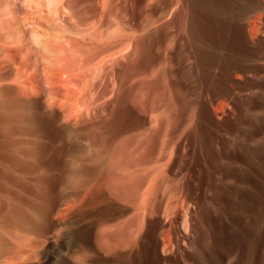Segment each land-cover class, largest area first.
Masks as SVG:
<instances>
[{"label": "bare ground", "instance_id": "1", "mask_svg": "<svg viewBox=\"0 0 264 264\" xmlns=\"http://www.w3.org/2000/svg\"><path fill=\"white\" fill-rule=\"evenodd\" d=\"M12 1L8 3L11 4L12 2L14 4V0ZM33 1L34 0H32V2ZM37 1L38 0L34 2L37 4ZM59 1L62 2L61 0ZM86 1L87 3L90 2L89 0ZM86 1H80V6H87L82 4V2L86 3ZM92 1L94 2V0ZM177 1L176 3L181 2V0ZM96 2H94L93 5ZM98 2L100 3V0ZM105 2L103 1L101 4ZM35 3L33 4L35 5ZM45 3L47 2L45 1ZM76 3L77 2H75V4ZM92 3L90 2V4ZM10 4L9 6L7 5V7H9L8 9L13 5L10 6ZM30 5L32 6V4H28V7L31 8ZM76 6L78 7L79 4L77 3ZM16 8L14 9L17 10ZM89 8L90 6L87 12ZM123 8L120 7V10ZM180 8H182V6ZM12 9L9 11L11 16L15 13V10ZM35 9L37 10V8ZM35 9L34 11H36ZM95 9L97 10V8ZM127 9H125V11ZM39 10L40 9L36 11V15L39 14ZM96 10L95 12L98 13L99 10ZM31 11L34 13L33 10ZM43 11L44 10H42V13L44 14ZM56 11L54 10L55 14ZM82 11L83 10L80 9L79 12L77 11L79 15L77 16L75 14L77 16L76 18L80 19L79 16H82L80 12ZM17 12H19V10ZM20 12L19 14H21ZM23 12H25V10ZM48 12L49 11H47V13ZM87 12L85 13L84 10L86 15L82 12L83 16H86V18L89 13ZM95 12L93 13L95 14ZM101 12H99V14ZM30 13L31 12H26V17H28L26 18V22L31 28L32 34L35 36L38 35L36 38L37 41L34 40L37 42H35V44L38 45L35 46L33 43L35 47L29 44L32 39L30 42L28 41L33 36L30 37L25 34L30 37H28V40L26 37L22 40L21 38L16 40V37L12 39L14 38V34L10 32L12 24L9 23L10 21L3 24L2 22L4 19L0 20V24L4 25L0 26L3 27L2 29H5L0 32V52L3 50L4 52L8 51V53L14 51L15 55V51H18L23 61L19 69L16 70L18 72H16L14 76L9 73L6 74L0 69V264L13 263L12 254L16 251H25L24 247L26 246H23L22 242V244H20L16 239L19 237V228L28 227L37 234H44L52 225L57 226V223L59 225H66L67 227L74 228L80 220L89 219L92 215L91 213H95V217L98 219L95 222L90 221L91 223L87 221L89 223L82 230L84 234L86 233V237L88 238V240H86V245L80 248L78 245L68 244L67 251H65V258L61 257L62 261L60 264H142L146 252L147 233L145 231V226L147 221L146 217L148 215H146L148 201L151 200L154 203L153 206L156 207L159 203L164 205L166 208H164V213L166 210L169 212L168 209L174 208L173 205L177 207L175 202L177 204H179L178 202L185 203L187 201L185 199L187 196L186 194L192 189L190 181L188 182L187 178L190 171L188 167V173H185L186 175H182L181 177H173L170 173L167 174L169 172L167 167L169 165L168 163H172V161L169 162V160H171L169 159L170 157L165 158V153L167 154V152L164 153L163 151L168 143L171 144L170 142L173 140L170 138H173V135L169 136L167 134L174 133V131L172 132L173 129L175 131L176 129H182V131L189 129L192 124L194 125L192 122H194L193 117H195L193 115L192 117L191 115L187 117L188 109L193 103L190 102L191 100L189 101V99L183 97L185 92L182 86L183 83L181 84L179 79V72H177V69L172 68L177 57L175 53L169 51L174 48L176 37L175 35L169 36L166 34V31H163V27H158L156 30L146 33V30L149 29H146V26H144L143 28L136 29L132 33V36H135L133 39L132 37L130 38L133 30L130 29V33L128 31L129 23L123 22L128 23V27L126 25L125 27L127 28H124V30L128 32L124 31L122 33L123 35H121L120 31L119 35H121V37L127 36L126 41L123 42L121 46H119L120 44L118 45L119 41L118 43L114 42L116 43L114 44L110 40L112 42L110 44V41H105L107 38L104 39L103 37L105 33L101 35V31L105 28L97 25L99 20L97 19V21L94 16L95 20L93 18L92 20L90 19L93 23L91 24L93 27L96 25L100 26L98 28L102 30L97 27V30L94 29L95 27L90 29L88 27L89 30L93 29V31L91 30V32H89L88 29L79 27L81 23L84 22L85 17H81L83 21L78 20L79 23L81 22L79 26L77 20L74 21L75 26L77 25L79 31L81 30L80 32L84 34L85 30H88L90 33L88 34V37H90L89 40L82 41V36V38H79L81 41H79L77 40L78 38L67 37L59 33V31L62 30L61 27L66 29V27H64L65 25H62L66 24L67 26V23H63L61 26H59L60 24L56 25L54 22L58 20L54 18V21L52 18L53 14L50 16L51 13L49 15L45 13L44 20L49 19V23L59 26L60 30L56 28V30L53 31L48 30V28L46 29L42 25L46 20L44 21L42 19L43 17L38 15L41 19L38 18L37 21V19L31 15L32 13ZM114 13L116 12H113V14ZM28 14H30L31 17H29ZM23 15L24 13L20 18L18 17L20 15H17V18H22L23 21ZM164 16H166L165 13H163V19ZM101 17L99 16L100 21ZM12 18H10V20ZM14 18H16L15 14ZM60 18L62 19V15ZM87 19L88 20L85 19V21H88V24H90L91 21H89V18ZM16 21L15 23L19 24L22 22H20V20L18 22ZM60 21L58 23H60ZM40 22L42 24H40ZM112 23L110 24L112 25ZM123 23H121V26L124 27ZM23 24L25 25V22ZM150 24L152 25V22H150ZM49 26L51 25L49 24ZM24 27L26 28V26ZM29 27L28 29H30ZM77 27L75 29H77ZM123 27H121V29H118V27L111 29L114 33L111 35L116 36L118 33L115 34V32L122 30ZM186 27L188 26L186 25ZM18 28L22 29L23 26L21 28L18 26ZM25 28L22 30H28L27 28L25 30ZM13 29L14 28H12V30ZM190 29L191 28H189V30ZM82 30H84V32ZM29 31L30 30H28V32ZM136 33L138 35H136ZM20 34H23V31ZM121 37L116 36V38ZM110 38L113 39L112 36ZM117 40L118 39L115 41ZM178 40H180V37ZM108 43L111 46L117 45V47H120L119 50L116 49L117 51H111L114 50V46L112 47L113 49H110L111 47L108 46ZM184 45H187L188 48V44L184 43ZM80 48H84L83 51L89 52L86 54L87 56H90L88 54H91V52L92 54L97 53V55H91L92 59L98 57L100 51H104L102 53L108 52L111 55L107 53L105 58H102L101 63L97 64V61H94L96 65H91L93 64L91 61L94 59L92 60L91 57L88 58L86 55L81 56L80 53L78 54L80 56L76 65L78 68L76 67L77 69L75 68L73 72V70H70V65L73 64L71 68L73 66L75 67L74 64L76 61L74 59L70 60V57L68 58L66 53L68 51L71 52V50L74 51V53L75 51L79 53L81 50ZM38 50L39 52L37 53ZM32 52H35L33 54H37L38 56L41 52L43 56L40 55V58L45 64L43 73H40L42 70H39L41 63L39 60V65L36 64L37 67L34 66V72L28 76L27 70L29 66L38 61V58L36 59L33 54H30ZM44 53L48 55H44ZM53 53L55 55H53ZM118 53L120 54V58L131 59H128V63L123 69L121 67V71L115 69L122 65V58L119 59ZM9 54L11 55L12 53ZM51 54L54 57L56 56L55 61L59 66L55 64V66L48 65V58ZM10 55H8L7 58ZM37 55L35 56L37 57ZM109 55L111 56L110 59L108 58L109 60H106ZM17 57L10 58L13 59ZM84 57L87 58L84 59ZM180 57H182V54ZM50 58V60L53 61L52 56ZM132 58L134 59L132 60ZM106 62L108 64L111 62L112 68H108ZM123 63H125V61ZM51 64H53V62H51ZM68 64L69 69H67ZM104 64L107 65L109 72L107 71L108 69L104 68ZM184 64H186V62ZM176 66L177 63L175 64V67ZM191 70H193V68ZM101 73L103 75H101ZM40 74H44L46 83L49 85L48 89L45 91L40 85ZM188 74L187 72V75ZM27 76L28 79L26 80L25 78H27ZM74 76H82V81L74 83ZM188 76H186V78ZM77 78L76 81H78ZM189 93L190 92L186 94ZM23 96H28V99L31 97V108L29 111L23 110L24 104L21 99ZM45 97L46 100L43 99ZM130 105H135L137 107L136 113L130 108ZM182 110L186 111V115L183 114ZM146 115H148L147 119ZM162 133L164 135H161ZM179 134L182 135L184 132ZM160 135L161 137L163 136V138L166 135L170 138V142L167 140L168 143L162 150L161 146H159V148L157 146L160 141L155 143V139L157 142V139L161 138H159ZM166 139L162 140V146L167 142L165 141ZM147 142L149 145L154 143L155 146L153 145L152 147L151 144L149 150ZM168 146L169 147L165 148L166 151L173 145ZM157 148L160 150L158 151ZM184 148L185 150L187 149L185 146ZM147 151L149 153H147ZM159 152H163L162 154H164L165 157L163 155V157L158 160L155 155L157 153V156H161ZM251 162L253 161L251 160ZM176 174L178 175L177 172ZM192 174L190 175L192 176ZM159 192H163L166 196V198L164 197V201L158 199L160 197L158 194ZM175 192H180L182 194L181 197L179 196V200L177 199L178 202L176 198L179 194ZM183 196L185 198H183ZM174 197H176V201H174ZM157 203L158 205H156ZM179 205L182 206L181 204ZM189 205L191 206L190 203ZM103 206H105V208H103ZM190 206L187 204V207L192 209L193 207L191 206L192 208H190ZM173 208L170 212L173 214H175L176 211V214L180 213L178 212L180 210L179 206V209L176 211H174ZM147 209L150 210V207ZM162 209L161 212H163ZM158 210L156 209L154 214L158 213ZM150 211L148 213L153 214V212ZM160 214L159 216H161ZM165 214L168 216L167 218L171 216L170 213V215L167 213ZM185 214L186 213H183V215ZM152 217L154 216L152 215ZM165 217L164 215V218ZM177 217L178 215H176V219ZM172 218L174 220L175 217L172 215ZM184 222L185 225L187 223V218L185 220V216ZM170 224V228H166V231L169 229L172 230L173 228L171 227H173L175 223L172 224L171 222ZM185 228L187 229V226H185ZM162 229L163 231L165 230V228ZM71 231L74 230L63 231L61 226L58 228L59 233L61 232L68 237H70ZM165 232L161 233L166 234ZM187 232L190 233L191 231L187 230ZM170 233L174 234L171 231L168 235L161 234L162 252L165 251L166 244H169L168 240L173 239V235L171 237ZM10 237L14 239L8 240L11 239ZM13 240H15V242ZM11 242H13V245L15 244L14 246L17 245L18 249L14 247ZM90 242H92V244ZM185 242L186 241H184V243ZM134 247L139 248V251H137L136 248L135 250L138 253L134 255L135 257H132L131 251H134ZM15 248L17 250H15ZM168 248L170 249V245ZM172 248L173 251L174 245ZM24 253H26V251ZM94 254L97 255L96 259L94 258Z\"/></svg>", "mask_w": 264, "mask_h": 264}, {"label": "rangeland", "instance_id": "2", "mask_svg": "<svg viewBox=\"0 0 264 264\" xmlns=\"http://www.w3.org/2000/svg\"><path fill=\"white\" fill-rule=\"evenodd\" d=\"M0 1V20L4 19L3 22L1 21L3 24L7 21H10L9 23L13 25H11L10 27V32L14 34V38L12 39H15L16 37V40L20 38L22 40L26 37V39L28 40L31 36H33L28 40L30 42L32 39V44L29 43L30 45H33V43L35 44V42L37 41L36 38L38 37V35L35 36L34 34H32L31 28L26 22V18H28L26 17V12L32 13L31 10H33L34 13L30 14L35 17L37 21L38 18H40L38 15H41V17H43L42 19L44 20L45 13L47 15L51 13L50 16H52L53 14L52 18L58 20L55 21L54 19V23L56 25L60 24L59 26H61L63 23H67V26L66 24L62 25H65L64 27H66V29H63V27H61L62 30H60L59 26H55L54 24L49 23V19H45L48 22L44 20L45 22H43V24L40 22L43 27H45L46 29L48 28V30L50 31L58 29L60 30L59 33H62L67 37L69 36L78 38L77 40L79 41L89 40L90 37H88V34H90L89 32H91V30L93 31V29L89 30L90 28L95 27L94 29L97 30L98 27L103 26L102 28L105 29H98L102 30L101 35L105 33V35L103 36L104 39L107 38L105 39V41L111 40L113 43H118L119 41L118 45L120 44L119 46H121V44L127 39V36L121 37V35H123L122 33L125 31L124 28L128 27V23L129 30H127L129 31V33L130 29L133 30H131L132 32L130 38L135 37L132 36V33L136 29L143 28L144 26H146V29H149L146 30V33H148L149 31H154L158 27H163V31H166V34H168L169 36L175 35L176 42L174 44V48L169 51H172L171 53H175L177 57L176 62L173 64L174 66L172 68L177 69V72H179V79L181 81V84L183 83L182 86L185 92V94H183V97L185 99H189V101L191 100L190 102L193 103V107L191 106V109H188L189 111L187 112V117H190V115L191 117L192 115L195 116L193 117L194 122H192L194 123V125L192 124V126H190L191 128L189 127V129L184 131H182V129L177 130L175 128L176 131L173 129L172 132L174 131V133L167 134L169 136L173 135V138L170 137L171 139H173L171 140V142L170 138H168L169 136L167 137L166 135L164 138L163 136L161 137V135H164L162 133L159 138L161 137L163 139H166L167 137L165 141L169 140L171 144H169L167 141L162 146L163 139H157V142L155 139V143H158L160 141V145L157 144L158 148L159 146H161L162 148H160L162 150L167 143L168 145L173 146H171V148H169L167 151L165 148L169 147L168 145L163 149L164 153L167 152V154L165 153L166 157L164 154H162L163 152H159V154L161 153V156H157V153L155 156L158 160L162 158L163 155L165 158L170 157L169 159L171 160H169V162L172 161V163L170 162L171 165L170 163H168L170 165V167L169 165L167 166L169 172H166H168L167 174L170 173V175H172L173 177H181L182 175H186L189 169L190 171L187 175V178L188 182L190 181L192 189L190 190V192H188V194H186V198L183 196V198L187 200L185 203L178 202L182 194L180 192H175L179 195H177V198L174 197V201L178 199L177 202L182 206H180L176 202L175 204L177 205V207L173 205L174 208H176L174 209L172 207L174 211L180 208V210L178 211L180 213L178 214H176L177 211L175 212V214L170 212L172 211V208L168 209L169 212H167L166 210L165 213H167L168 215L171 214L169 218H167L168 216L164 213V205H161L160 203L158 205L157 203L156 205L158 206L156 207L153 206L154 203L151 200L148 201L149 204L147 203V206L150 207L151 211L147 209L148 207L146 206V215L148 214L146 217V228L144 227L147 233L146 252L143 257L142 264H264V0H181L180 3H176L178 2L177 0H100V3L98 2L99 0H97V2L96 0H94V2H96V5H93L94 2L92 0H89L91 3L93 2L92 4H90L89 1V3H87L86 0H61L62 2H60L59 0H45L47 3H45V1L43 0H38L37 4L34 2L36 0H34L33 2L32 0H30L31 3L29 2V0H26V2L25 0H14V4L12 3V0H4V2L3 0ZM5 1L7 3L9 1L12 2L11 4H7ZM80 1H86V3L82 2V4L87 5H82L85 8L87 7L86 9L84 7V9L81 8L82 6H80ZM103 1L106 2L104 4H101L103 3ZM75 2L79 4L78 7L76 6L77 3L75 4ZM33 3H35V5ZM38 3L40 6L38 5ZM6 4L8 6L9 4L10 6L13 4L10 9H12V7L14 9L18 6L16 8L17 10L14 9L15 17L17 18V15H20L18 16L20 18L24 13L23 16L25 19L23 18V21L25 22V25L23 24L24 22L22 21V18H14L13 13V15L11 16L9 12L10 9H8L9 7H7ZM28 4H32V6L30 5L31 8L28 7ZM89 6L90 8L88 13L87 10ZM181 6L182 8H180ZM94 7L97 8V10ZM120 7H124V10H120ZM35 8H37V10ZM23 9L25 10V12H23ZM34 9L36 11L40 9L38 15H36L37 12L34 11ZM79 9L83 10V13L84 10L85 13H88L87 18H89V21H91L92 18L94 20L95 18L96 20L98 19L99 21L97 20V25L100 26L96 25L93 27L92 21L90 22V24H88V21H85V19H88L86 18V16H83L82 12H80V14L82 15L79 16L80 19L76 18L79 15ZM94 9L96 11L99 10L98 13H96ZM125 9H127L126 11L128 12H126ZM18 10L19 12L21 11V14L17 12ZM26 10H28L29 12ZM42 10H44V14L42 13ZM54 10L58 11H56L57 15L55 14ZM47 11L49 12L47 13ZM101 11L103 12V14ZM93 12H95V14ZM99 12H101L100 14L102 15V17ZM113 12L116 13L113 14ZM163 13H165L166 15L164 16V19L162 18ZM30 14H28L29 17H31ZM58 14L60 15V17L62 15V19ZM99 16L101 17V21ZM81 17H85L84 22H80L82 26L78 21H83ZM10 18L12 19L10 20ZM19 20L20 22L22 21L20 24L15 23V21L18 22ZM75 20H77L78 26L80 25L79 27H82V29H88L89 27V32L88 30H85V32L84 30H82L84 34L80 32L81 30L79 31V27H77V25L75 26L74 24ZM59 21L60 23H58ZM150 22H152V25L150 24ZM110 23H112V25ZM121 23H123L124 27L121 26ZM3 24L0 25L4 26ZM21 24L23 28H25L24 26H26L27 29L29 27L30 29L28 30L30 31L28 32L26 28L25 30L27 32L22 30L23 28L19 29L18 26H20L21 28ZM49 24L51 26H49ZM126 25L127 27H125ZM186 25L188 27H186ZM2 26H0V32L5 30L2 29ZM114 26L116 28L118 27V29H121V27H123L122 30L119 31L115 29L117 31L115 32V34L118 33L116 36L121 37L122 40L121 38H116L115 35H111L114 34L111 30L115 28ZM76 27L77 29H75ZM12 28H14L13 30L15 31H13ZM189 28L191 29L189 30ZM22 31L23 34H20L22 33ZM119 32L121 33V35H119ZM25 34L29 35L30 37L26 36ZM136 35L138 34L136 33ZM111 36L112 38L115 36V39H111ZM178 36L180 37V40H178ZM79 38L82 39L80 40ZM116 39L118 40L115 41ZM111 41L109 42L110 44L112 43ZM109 43L108 46L111 47L110 49H113L112 47L114 45L111 46L109 45ZM184 43L188 44V48L187 45H184ZM37 45L35 44V46ZM119 48L120 47H117L116 45L114 46V50L111 51H117L119 50ZM80 49L81 50L79 51V53L75 51L76 55L72 50L71 52L68 51L66 53L68 58L70 57V60L74 59L76 61L74 64L75 67H72L74 69L71 68V65L73 64L70 65V70H73V72L75 71V68L77 67L76 65L79 60L80 55L78 54L81 53V56H85L87 53H89L83 51L84 48ZM38 52L39 50L37 51V53ZM102 52L104 51H100L98 57L93 58L94 60L92 59L91 55L93 56V54L95 53L92 54L91 52V54H88L90 56L86 55L88 58L91 57V59L93 60L91 61L93 62V64L91 65L95 64L94 61H97V64L101 63L102 58H105V55L108 53ZM9 53H12L11 55H14V51ZM9 53L8 51L4 52V50L0 52V69L6 74L9 73L14 76L15 73L18 72L16 70L19 69L23 61L21 59V56H19L20 54L18 53V51H15L14 56H11ZM33 53L35 52H32L30 54L32 55ZM7 54L10 55L8 58ZM39 54L42 55L41 52ZM181 54L182 57H180ZM35 55L37 54H33V56L36 59L38 58V61H36L35 64L31 65L32 67L29 66L27 70L28 76L32 74V72H34V66H36V64L39 65L40 62L41 63L39 66V70H42L40 73H43L45 63L42 62L43 60H41L40 55H37V57ZM44 55L48 54L44 53ZM53 55L55 54L53 53ZM53 55L51 54L49 56L48 65L59 66V64L55 61L56 56L54 57ZM95 55H97V53ZM110 55L106 58V60L108 58L110 59ZM119 55L120 54L118 53V56ZM51 56L53 61L50 60ZM10 57L17 58L11 59ZM87 57H84V59ZM121 58L119 56V59L122 60V65H118L119 67L115 68L117 69V71H121L125 67V65L128 63V59L131 60L130 58H126L127 60L123 57ZM133 59L134 58H132V60ZM196 59L199 62H197ZM50 61L53 62V64H51ZM124 61L125 63H123ZM185 62L186 64H184ZM110 63L111 62H109V64L107 63L108 68H112V63ZM176 63L177 66L175 67ZM104 68L108 69L107 65H105ZM192 68L193 70H191ZM67 69H69V64ZM107 71L109 72V69ZM187 72L190 76L187 75ZM103 74L101 73V75ZM191 75L193 76V79ZM28 76L27 78H25L26 80L28 79ZM186 76H188L189 78H186ZM77 77H73L74 83L82 81V76ZM76 78L78 79V81H76ZM40 85L42 86L44 91L49 87L48 83H46L44 74H40ZM188 92L190 93L186 94ZM26 97L23 96L21 98L24 104L23 110L29 111V109L31 108V97H29L30 100L28 99V96ZM43 99L46 100V97ZM130 108L134 110L135 113L137 112V107L135 105H130ZM182 111L183 114L186 115V111ZM147 118L148 115H146V119ZM181 132H184V134H179ZM147 145L148 147L150 146L149 143ZM153 145L155 146L154 143L152 144V147ZM184 146L187 147L186 150ZM150 148L151 147H149L148 149L150 150ZM159 150L160 149H158V151ZM148 151L147 153H149ZM251 160L253 162H251ZM190 164L192 167L190 166ZM176 172L178 173V175L176 174ZM190 174H192V176ZM158 194L160 196H158V199H162L164 201V197L166 198V196L163 194V192H159ZM189 203L193 208L189 205ZM187 204L193 210L189 209V207H187ZM103 208H105V206H103ZM156 209H159L157 211L158 213L154 214ZM161 209L163 212H161ZM149 211L153 212V214L148 213ZM183 213L186 214L183 215ZM91 214L92 215L91 217H89V219L80 220L81 222L79 221V223L77 222V225L74 228L67 227L66 225H59L57 223V226L52 225L50 229L44 234H37L28 227L19 228V237L16 239L20 244L23 243V246H26L24 247L26 253H24L25 251L23 250L16 251L17 253L14 252V254H12L14 262L11 264H60L62 261L61 259L63 257L65 258V251H67L68 244L78 245L80 248L86 245V240H88V238L86 237V233L84 234L82 230L90 221L95 222L98 219L97 217H95V213ZM159 214L161 216H159ZM163 214L166 216L165 218ZM152 215L154 217H152ZM172 215L173 217H175L174 220L172 218ZM176 215H178L177 219ZM184 216L185 220L187 218L186 224L188 225H184V223L186 222H184ZM165 221L169 223H166ZM171 222L172 224H175L173 225V227H171L173 229H169L168 231L174 233H170L171 237L173 235L172 238L174 240H168L169 244H166L167 247L165 246L164 254V252H162L163 247H161V234L163 235L164 233L161 232H165L171 225ZM60 226L63 231H74H71V235L70 237H68L63 233L58 232V228ZM185 226H187V229L185 228ZM162 228H165V230L163 231ZM187 230L191 232L189 233L187 232ZM168 231L165 232L167 235L169 233ZM12 239L14 238L8 240ZM13 241L15 242V240ZM184 241H186L187 243H184ZM11 243L13 245V242ZM90 243L92 244V242ZM169 245L171 252L168 248ZM173 245L174 250L172 251ZM14 247L17 248V245ZM16 248L15 250L18 249ZM136 248L137 247H134L133 249L135 252L131 251V255H133L132 257H135L134 255H136L138 253L137 251H139V248H137V251L135 250ZM168 249L169 253L167 252ZM96 254H94L95 259L97 258Z\"/></svg>", "mask_w": 264, "mask_h": 264}]
</instances>
